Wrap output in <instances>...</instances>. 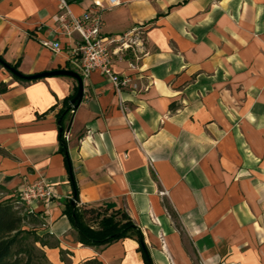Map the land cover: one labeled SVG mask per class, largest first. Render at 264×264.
I'll use <instances>...</instances> for the list:
<instances>
[{
  "label": "crops",
  "instance_id": "crops-1",
  "mask_svg": "<svg viewBox=\"0 0 264 264\" xmlns=\"http://www.w3.org/2000/svg\"><path fill=\"white\" fill-rule=\"evenodd\" d=\"M70 1L80 15L95 0ZM120 1L103 32L137 30L136 45L113 55L137 91L119 94L95 70L69 110L76 78L18 80L0 64V184L54 187L57 198L31 205L50 263L146 264L136 237L79 241L64 212L74 196L64 111L80 208L127 212L154 264H264V0ZM57 12V0H0V55L25 75L79 73L78 38L56 32Z\"/></svg>",
  "mask_w": 264,
  "mask_h": 264
},
{
  "label": "trees",
  "instance_id": "trees-1",
  "mask_svg": "<svg viewBox=\"0 0 264 264\" xmlns=\"http://www.w3.org/2000/svg\"><path fill=\"white\" fill-rule=\"evenodd\" d=\"M68 2L70 3L71 1L68 0ZM0 64L17 69V65L8 63L1 55ZM14 77L18 80L20 79L15 75ZM74 97L75 95L65 100L69 110L77 108L80 104L78 100L74 103L72 102ZM63 112L60 114L59 120L60 150L65 155L68 163L74 188V196L66 201L64 212L78 231L79 241L84 245L107 246L126 237H136L140 242V249L144 253L146 264H154L144 242L142 231L127 212L122 210L109 211L108 209L96 207L80 208L78 206V186L74 179L67 142L63 137ZM73 201H75V204ZM44 223V218L40 216V213L31 210L29 206L18 198L16 193H8L5 187L0 184V264H34L36 253L48 259L42 247L48 246L49 242L44 239L46 235L41 236L38 233V228L43 226ZM31 237H33L34 243H40L41 246L36 247L29 242ZM67 253L69 252L61 249L63 261L66 260ZM84 264L103 263L94 258L85 261Z\"/></svg>",
  "mask_w": 264,
  "mask_h": 264
},
{
  "label": "built area",
  "instance_id": "built-area-1",
  "mask_svg": "<svg viewBox=\"0 0 264 264\" xmlns=\"http://www.w3.org/2000/svg\"><path fill=\"white\" fill-rule=\"evenodd\" d=\"M57 1L56 32L68 38L77 36L78 41L73 49L72 63L78 67L82 78H88L96 70L114 85L119 94L127 89L137 91L139 85L132 76L119 74L113 67V55L132 49L136 45L137 30L132 29L119 34L103 32L105 11L120 5L121 1L107 0L105 5L100 0H95L80 15L71 11L68 0ZM42 44L54 52L61 50L60 43L54 39L43 40ZM71 136L70 129L64 131L63 137L67 143ZM16 194L31 210H33L31 205L34 202L49 203L58 197L54 187L44 181L30 184Z\"/></svg>",
  "mask_w": 264,
  "mask_h": 264
},
{
  "label": "water",
  "instance_id": "water-1",
  "mask_svg": "<svg viewBox=\"0 0 264 264\" xmlns=\"http://www.w3.org/2000/svg\"><path fill=\"white\" fill-rule=\"evenodd\" d=\"M15 76L19 77L20 79L24 80H35L43 77H48V76H54V75H66V76H71L74 77L78 80L79 82V89L78 92L76 93L75 97L73 98L72 102H76L77 100L81 102L83 98V93H84V83L81 75L71 69H58V70H53V71H46L42 73H37L33 75H25L21 73L18 69L12 67V66H6ZM75 204V201H73Z\"/></svg>",
  "mask_w": 264,
  "mask_h": 264
},
{
  "label": "rangeland",
  "instance_id": "rangeland-1",
  "mask_svg": "<svg viewBox=\"0 0 264 264\" xmlns=\"http://www.w3.org/2000/svg\"><path fill=\"white\" fill-rule=\"evenodd\" d=\"M29 242H31L36 247H40L41 246L40 243H34L33 242V237H31ZM34 264H52V263H50L49 260L46 257L41 256L39 253H36L35 257H34ZM68 264H70V263H68Z\"/></svg>",
  "mask_w": 264,
  "mask_h": 264
}]
</instances>
